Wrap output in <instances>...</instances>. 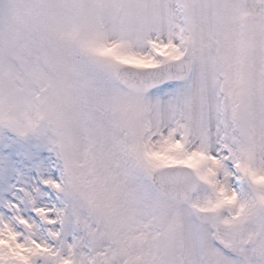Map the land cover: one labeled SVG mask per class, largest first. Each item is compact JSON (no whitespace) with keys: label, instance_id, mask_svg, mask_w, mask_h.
I'll list each match as a JSON object with an SVG mask.
<instances>
[{"label":"snow or ice","instance_id":"6c2138e0","mask_svg":"<svg viewBox=\"0 0 264 264\" xmlns=\"http://www.w3.org/2000/svg\"><path fill=\"white\" fill-rule=\"evenodd\" d=\"M0 264H264V0H0Z\"/></svg>","mask_w":264,"mask_h":264}]
</instances>
